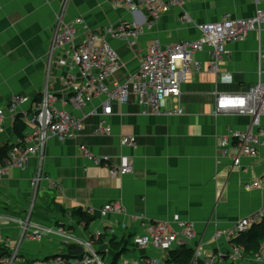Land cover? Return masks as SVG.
Returning a JSON list of instances; mask_svg holds the SVG:
<instances>
[{
    "label": "crops",
    "instance_id": "obj_1",
    "mask_svg": "<svg viewBox=\"0 0 264 264\" xmlns=\"http://www.w3.org/2000/svg\"><path fill=\"white\" fill-rule=\"evenodd\" d=\"M256 2L185 0L184 11L191 19L188 24L181 10L172 9L154 22L153 29L140 36L133 48L108 37L121 58V68L108 84L123 82L136 73L153 42L160 41L166 48L196 40L200 36L197 24L218 22L225 16L251 18ZM77 19H82L89 30H104L133 16L126 8H115L112 0H0L1 107L8 106L13 96L22 95L33 101L24 106L30 110L42 97L48 79L58 99L68 102L70 91L64 79L68 74L78 75L61 66L64 52H56L51 59L50 50L57 27ZM81 40L78 37L77 41ZM195 59L201 63V70L187 76L179 104L168 100L158 115L137 100L123 106L114 104L112 116L106 118L110 135L96 134L100 117L89 114L102 110L104 98L89 105L86 118L68 102L65 109L83 119L84 130L78 138L49 140L42 158H33L25 169L10 168L0 180V256L19 248L21 258L34 262L79 250L57 236L42 241L22 239L24 227L20 222H28L29 232L34 227L48 229L62 224L81 241L95 232H107L99 246L105 264H113L125 247L127 253L121 259L152 258L156 264H166L169 253L139 249L132 241L147 234L154 224L179 219L195 224L193 247L200 248L204 256H221L222 264H229V244L215 236L264 209V140L258 156L244 158L239 168L233 166L232 150L223 155L221 141L235 130L259 134L264 130V117L254 126L247 115H216V94L243 93L264 82L260 73V68L264 69V25L261 34L253 32L247 40L228 46L219 76L210 72L208 50ZM180 105L185 114L171 115ZM14 122L8 115L0 133V149L20 142ZM122 137H134L135 146L122 147ZM83 147L98 156H109L114 165L120 155L130 157L134 174L112 178L108 167L89 164L83 158ZM40 170L50 181L44 180L36 192L32 182ZM53 182L58 190L52 188ZM254 183H261L262 189L248 188ZM109 203L121 206L122 212L103 217L101 211ZM76 210L91 211L94 222L88 229L71 216ZM257 254H263L261 249ZM240 264L264 261L248 258Z\"/></svg>",
    "mask_w": 264,
    "mask_h": 264
},
{
    "label": "built area",
    "instance_id": "obj_2",
    "mask_svg": "<svg viewBox=\"0 0 264 264\" xmlns=\"http://www.w3.org/2000/svg\"><path fill=\"white\" fill-rule=\"evenodd\" d=\"M184 3L185 0H112L115 8H126L133 19L104 30H89L82 19L57 27L52 40L50 58L52 59L58 51L64 52L61 66L67 67L78 75L76 77L74 74H68L64 79L70 91L68 102L77 110H81L85 114L83 118H86L89 117L85 113L89 105L97 98H104L102 110L89 113L100 117L101 122L95 130L96 134L110 135L112 133L106 118L112 116L114 104L123 106L137 100L142 107L152 110L157 115L163 112L168 100H175L179 104L181 88L187 76L193 70H201V63L195 59L197 54L208 50L210 72L219 76V67L228 55V46L247 40L253 32L260 34L263 32L264 2L257 0V9L251 18L237 19L225 16L218 22L197 24L199 38L180 41L166 48L160 41L153 42L136 73L123 82L108 84L121 68V58L117 50L108 42V37L125 42L133 48L139 37L147 30L153 29L154 22L172 9L181 10L184 14L183 21L188 24L191 19L184 11ZM78 37H82L80 42L77 41ZM260 73L264 74L263 68H260ZM61 101L48 79L40 101H35L30 110L24 109V106L33 101L22 95L13 96L6 107L0 106V133L8 115L13 121L20 117L29 128V131L25 132L24 139L14 144L8 157L0 163V180L7 176L10 168L25 169L33 158H42L49 140L58 139L66 142L78 138L84 130L83 119L69 113L65 109L68 102ZM228 112L250 116L253 119V125L259 126L260 119L264 117V82H258L243 93H217L216 115ZM170 114L181 116L185 114V111L180 105ZM263 140L264 130H261L259 134L250 131H230L229 135L221 141L222 153L226 155L228 150H232L233 166L239 168L244 158L258 156ZM135 143L134 137L121 138L122 147H133ZM81 152L89 164L108 167L112 178H122L133 175L135 172L131 158L126 155H120L118 164L114 165L109 156H98L84 147L81 148ZM44 180L50 181L40 170L32 182L33 191L37 192ZM51 186L53 189H59L55 182ZM248 188L262 189V184L254 183ZM121 212V206L109 203L103 207L101 215L106 217L110 213ZM87 213L92 215L90 210ZM262 222H264V209L243 218L232 229L216 234V240L224 238L229 244V252L226 255L229 264H240L248 258H253L256 262L264 261V240L260 242L263 254L251 257L245 256L244 247L235 243L242 234ZM20 223L24 227L22 234L24 240L42 241L47 237L57 236L82 249V253L77 256L71 255L73 252L58 254L42 261L26 262L19 256V251L6 252L0 256V264H105L99 251L98 241L107 232H95L88 240L81 241L71 236L62 224L48 229L34 227L29 232V223ZM195 238V224L175 219L172 222L154 224L147 234L134 237L132 242L139 249L151 248L160 253H169L186 246L194 252L190 264H222L221 256H204L200 248L193 247ZM120 261L121 264H156V260L152 258L121 259Z\"/></svg>",
    "mask_w": 264,
    "mask_h": 264
},
{
    "label": "trees",
    "instance_id": "obj_3",
    "mask_svg": "<svg viewBox=\"0 0 264 264\" xmlns=\"http://www.w3.org/2000/svg\"><path fill=\"white\" fill-rule=\"evenodd\" d=\"M40 101V98L36 102ZM26 123L19 117L14 122V133L22 141L25 137ZM13 146V145H12ZM12 146L6 145L0 149V163H2L9 155ZM60 211H63L60 208ZM71 216L74 217L78 224L89 228L94 222L92 215L88 214L82 210H76L71 213ZM106 239L104 236L101 240L98 241L99 245L103 244V241ZM264 240V222L255 225L247 233L242 234L239 238L235 240L237 245L244 247L245 256H253L260 249V242ZM113 242V241H112ZM127 253V248L125 247L118 253L113 264H119L121 257ZM193 250L186 246L180 247L176 250L169 252L168 261L166 264H190V261L193 257Z\"/></svg>",
    "mask_w": 264,
    "mask_h": 264
},
{
    "label": "water",
    "instance_id": "obj_4",
    "mask_svg": "<svg viewBox=\"0 0 264 264\" xmlns=\"http://www.w3.org/2000/svg\"><path fill=\"white\" fill-rule=\"evenodd\" d=\"M81 253H82V249H79V250L73 252L71 255L77 256L78 254H81Z\"/></svg>",
    "mask_w": 264,
    "mask_h": 264
},
{
    "label": "rangeland",
    "instance_id": "obj_5",
    "mask_svg": "<svg viewBox=\"0 0 264 264\" xmlns=\"http://www.w3.org/2000/svg\"><path fill=\"white\" fill-rule=\"evenodd\" d=\"M16 251H19V248H17Z\"/></svg>",
    "mask_w": 264,
    "mask_h": 264
}]
</instances>
